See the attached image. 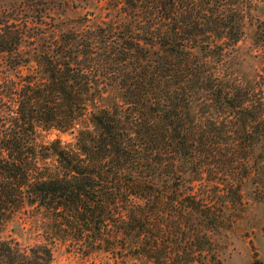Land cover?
<instances>
[{
    "label": "trees",
    "instance_id": "1",
    "mask_svg": "<svg viewBox=\"0 0 264 264\" xmlns=\"http://www.w3.org/2000/svg\"><path fill=\"white\" fill-rule=\"evenodd\" d=\"M241 3L121 0L57 36L0 26L5 71H26L0 70V226L26 210L43 233L0 238V264H50L56 243L221 264L214 239L242 188L264 202V20L247 25ZM112 85L121 101L102 105ZM50 130L74 143H40Z\"/></svg>",
    "mask_w": 264,
    "mask_h": 264
},
{
    "label": "rangeland",
    "instance_id": "2",
    "mask_svg": "<svg viewBox=\"0 0 264 264\" xmlns=\"http://www.w3.org/2000/svg\"><path fill=\"white\" fill-rule=\"evenodd\" d=\"M0 0V26L13 24L19 28L51 29L53 36L69 30H80L84 26H95L105 20L106 14H113L112 6L121 0ZM242 8L246 13L247 25L256 26V20H264V0H242ZM109 5V6H108ZM111 9V10H110ZM46 14V19L40 23V15ZM1 28V27H0ZM251 31V30H250ZM253 30L246 40L238 46L245 54L253 40ZM26 42H32L27 39ZM28 44V43H26ZM236 61L227 63L228 72H238ZM0 70L5 76L16 83L15 76L25 75V70L11 73L5 71L0 60ZM105 90L102 105L120 103V93L116 85L99 86ZM107 92V93H106ZM89 115H86L82 126L91 130ZM73 133H60L54 130L41 132L40 143L58 140L62 144L74 143ZM252 185L242 188L241 203L231 212L228 220L230 227L220 233L215 239L213 249L216 250L221 264H264V202L253 198ZM35 213L22 210L12 217L5 227L0 226L1 239H13L25 246H32L43 235L40 225L35 224ZM212 239V237H211ZM213 241V239H212ZM215 252V251H214ZM136 253L121 249L114 253L95 252L85 254L70 244L56 243L52 248L50 264H144L136 259ZM148 264H158L150 262Z\"/></svg>",
    "mask_w": 264,
    "mask_h": 264
}]
</instances>
